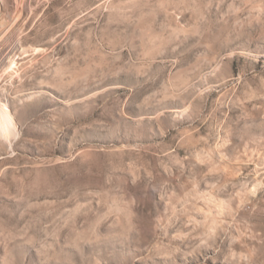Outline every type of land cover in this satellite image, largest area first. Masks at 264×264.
<instances>
[{"label":"rangeland","instance_id":"obj_1","mask_svg":"<svg viewBox=\"0 0 264 264\" xmlns=\"http://www.w3.org/2000/svg\"><path fill=\"white\" fill-rule=\"evenodd\" d=\"M8 3L0 264H264V0Z\"/></svg>","mask_w":264,"mask_h":264},{"label":"bare ground","instance_id":"obj_2","mask_svg":"<svg viewBox=\"0 0 264 264\" xmlns=\"http://www.w3.org/2000/svg\"><path fill=\"white\" fill-rule=\"evenodd\" d=\"M9 0H0V13L2 11H4V8H7L6 6L9 4L8 3ZM5 109L9 112V109L7 108V106H5ZM8 117H9V120L10 122H14V118L13 116L10 114V112L8 113ZM5 128V127H4ZM1 129V128H0ZM4 130V129H3ZM1 132V131H0Z\"/></svg>","mask_w":264,"mask_h":264}]
</instances>
